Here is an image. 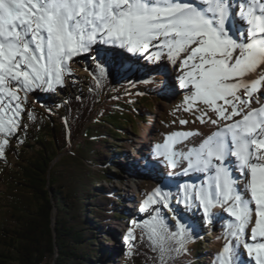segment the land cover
Here are the masks:
<instances>
[{
  "label": "snow or ice",
  "instance_id": "6c2138e0",
  "mask_svg": "<svg viewBox=\"0 0 264 264\" xmlns=\"http://www.w3.org/2000/svg\"><path fill=\"white\" fill-rule=\"evenodd\" d=\"M94 45L118 46L157 66L171 62L179 73L161 88L186 89L184 110L199 112L201 124L217 126L186 151L175 146L202 133L173 132L154 146L160 167L174 171L161 172L160 186L139 209L150 218L138 226L147 230L161 261L184 250L186 237L198 227L177 218V231H168L161 209L173 211L175 201L186 209L195 204L208 224L217 207L233 218L219 264H241L242 251L254 264H264V102L256 95L264 96V0H0V133L21 127L20 92L26 100L30 91L62 84L68 62ZM8 143L0 141V157ZM234 171L250 174V200L240 193ZM190 173L203 174V182L180 184L175 195L166 190ZM126 239H135L132 230ZM167 240L178 247H166Z\"/></svg>",
  "mask_w": 264,
  "mask_h": 264
},
{
  "label": "trees",
  "instance_id": "16d2710c",
  "mask_svg": "<svg viewBox=\"0 0 264 264\" xmlns=\"http://www.w3.org/2000/svg\"><path fill=\"white\" fill-rule=\"evenodd\" d=\"M111 47L120 50L118 46L106 48ZM125 53L134 55L126 49ZM101 67L103 74L100 73ZM133 67L122 60H112L107 50L97 52L90 67L87 86L74 85L60 101L64 116V122L60 124L54 125V120L36 107H31L33 112H30L27 108L30 100H24V93H19L24 109L19 120L21 127L7 136L0 133V141H9L4 145V155L9 151L18 154L21 145L28 147L31 154L23 160L19 171L7 168L3 173L5 189L0 193V264H41L50 257L54 258L56 264H97L102 249L92 240V222L105 228L116 215L112 198L116 195L115 189L95 185L103 179V174H109L108 164L114 162L116 155L109 148L112 145L105 144L108 141L104 136L108 129L115 128L114 135L124 137L116 131V126L123 127L125 124L118 120L117 110L106 104L104 96L113 83L127 76ZM66 73L63 81L66 75H73L69 70ZM63 87L62 83L54 85L52 89H43L54 92L55 88ZM154 89L162 90L161 83H157ZM31 94H35V90L28 92L27 96ZM154 105L135 108L134 119L138 117L146 124L149 118L147 114ZM102 115L109 126L100 122ZM69 141L74 144L67 151ZM145 161L144 165L139 166V174L143 178L151 177L155 186L146 192L143 183L140 206L160 186L161 170L153 167L157 162L151 156H146ZM196 177L193 174L178 176L166 190L175 195L180 184L200 185L199 177ZM89 205L92 208H88ZM116 211L122 217H128L125 209ZM161 215L166 217L168 231H177L176 222L162 211ZM180 221L186 226L196 223L186 214H182ZM224 221L218 226H223ZM138 227V236L130 240L134 242L131 264H188L180 261L182 251L175 250L166 254L161 261L147 230ZM198 233L199 227L186 237L185 244ZM165 246L175 249L178 244L175 240H167ZM102 255L107 258L110 253L104 251ZM240 258L241 264H254L243 258L242 254ZM208 263L219 264V257L209 258Z\"/></svg>",
  "mask_w": 264,
  "mask_h": 264
},
{
  "label": "rangeland",
  "instance_id": "374dc122",
  "mask_svg": "<svg viewBox=\"0 0 264 264\" xmlns=\"http://www.w3.org/2000/svg\"><path fill=\"white\" fill-rule=\"evenodd\" d=\"M105 45H94L90 52L82 53L72 58L67 64V70L71 71L73 75H66L63 81V88H55L54 92L46 91L45 89H36L35 94L27 96L30 100L28 110L33 112L31 107H36L45 112V116H50L54 121L53 124H60L64 122V116L60 110V101L65 98V93L70 92L75 85L86 87L88 76L90 75V67L94 64V55L100 50H107L109 57L114 60H122L127 64H131L133 69L127 76L120 77L113 83L112 88L104 96V101L111 108L117 110L118 120L125 123L123 127L116 126V131L123 134L124 137L114 135L115 128H110L105 134L111 148L116 155H114V162L108 164V175L103 174V179L96 182V186L102 184L106 187H113L115 189L114 211L115 217H112L108 222L109 225L105 228L96 226V222H92L93 237L92 240L101 247V252L108 251L110 255L104 258L102 253L99 254L97 264H131V252L133 250L134 242L126 239L129 231H133L134 236H138L140 228L138 224H142L150 218L149 212L141 213V190L143 183H145V191L148 192L155 186V182L151 177L143 178L139 174V166L146 163L145 157L151 156L152 160L156 161L153 167H159L161 172L174 171L170 168L162 169L158 163V158L154 156V146L161 144L167 135L177 131H191L194 132L195 126H208L201 124L197 117L199 112L185 111L183 101L189 95L186 89H175L168 91L167 89L155 91L154 86L163 81H171L179 73V68H174L171 62L165 60L157 66L153 61H148L140 55L134 54L129 56L125 53V49L106 48ZM150 70L152 72H150ZM65 72V74H67ZM144 95V96H143ZM182 95H184L182 97ZM155 103L151 108L147 123L141 122L139 118H135V108L142 105ZM203 108V106H200ZM107 112V111H104ZM214 117V116H213ZM48 118V117H47ZM100 122L106 126L109 123L105 121L102 115ZM125 118L127 120H125ZM131 120V121H128ZM181 120L187 121L186 124H180ZM198 124V125H197ZM217 130V129H216ZM215 130V131H216ZM214 132V131H213ZM196 138L198 135L189 137L184 144L175 146L177 151H186L196 145ZM202 142V141H201ZM33 143V142H31ZM73 142L68 143L67 151L73 146ZM37 149L38 146L35 145ZM30 149L26 146H19L18 154L9 151L3 157H0V193L5 189L3 184V177L5 170L12 169L19 171L23 160L30 156ZM234 161V158H232ZM234 165V163H232ZM186 162L180 167H185ZM100 168V167H99ZM236 169L237 166H232ZM179 168L175 171L179 172ZM144 173V172H143ZM197 175L196 179L202 183L204 175L200 173H190ZM234 178L237 179L239 191L242 195H247L250 200V193L247 192V180L249 175H242L238 171L233 172ZM133 179L136 184L135 193H130L129 197L133 203H129L128 194L126 193L127 183ZM131 183L134 184L132 181ZM179 199V197H177ZM179 203L172 202L171 207L173 211L161 209L164 215H167L170 220L175 221L181 218L182 214L188 215L189 218L196 221L199 227V233L193 239L186 242L184 250L181 252L180 261H185L188 264H209V258L219 257V252L222 250L225 243L224 234L227 223L230 222L229 215L223 209L217 207L213 211L217 213L214 217V222L211 224L205 223L200 219V213L195 211L196 205L193 204L191 209L181 208ZM88 208H92L90 205ZM128 214V217H122L116 210H122ZM175 213V215H174ZM254 214V205H253ZM226 219V220H225ZM225 220V221H224ZM224 221L223 226H218V223ZM101 223L104 222L101 220ZM209 233V234H208ZM250 235V228L246 230V238ZM243 258L248 259L246 252H241ZM41 264H56L53 257L47 258Z\"/></svg>",
  "mask_w": 264,
  "mask_h": 264
},
{
  "label": "bare ground",
  "instance_id": "6f19581e",
  "mask_svg": "<svg viewBox=\"0 0 264 264\" xmlns=\"http://www.w3.org/2000/svg\"><path fill=\"white\" fill-rule=\"evenodd\" d=\"M258 71H260V70H258ZM150 72H152V71L150 70ZM251 76H252L253 79L258 78V76L256 74H251ZM262 91H264V89H262ZM256 95H257L258 99H260L262 102H264V96L260 95L259 93H257ZM259 106H261V105L255 104V103L253 104V107H259ZM213 118H215V117H213ZM236 119H239V117H236ZM225 123H228V122H225ZM216 129H217V126H213V125H210V124L208 126H199V125L195 126L194 127V132L199 131L200 133L203 134V135H198V138H196L197 139V140H195L196 143H197L196 145H198L202 141V139L205 138V136L207 134H211ZM234 165L237 166L235 163H234ZM234 165H231V166H234ZM132 181L134 182V184L131 183ZM131 182L125 184L124 186H126V193L128 194V201H129V203L132 204L133 200L129 197V194L130 193H135V186L134 185L136 184V182L133 179H131Z\"/></svg>",
  "mask_w": 264,
  "mask_h": 264
}]
</instances>
